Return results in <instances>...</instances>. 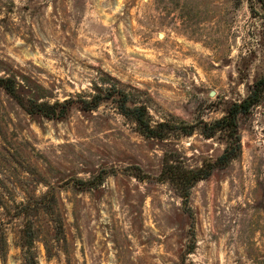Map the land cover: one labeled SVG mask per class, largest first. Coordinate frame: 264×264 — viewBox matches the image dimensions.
Returning <instances> with one entry per match:
<instances>
[{
    "label": "rangeland",
    "instance_id": "374dc122",
    "mask_svg": "<svg viewBox=\"0 0 264 264\" xmlns=\"http://www.w3.org/2000/svg\"><path fill=\"white\" fill-rule=\"evenodd\" d=\"M263 75L264 0H0V76L24 103L114 85L172 126L145 136L113 98L50 118L0 86V264H264V92L186 199L160 177L215 160L228 137L199 120Z\"/></svg>",
    "mask_w": 264,
    "mask_h": 264
},
{
    "label": "trees",
    "instance_id": "16d2710c",
    "mask_svg": "<svg viewBox=\"0 0 264 264\" xmlns=\"http://www.w3.org/2000/svg\"><path fill=\"white\" fill-rule=\"evenodd\" d=\"M0 86L6 92L17 99L24 105L29 113H40L50 118H63L72 107L76 104L80 109L90 110L104 100L113 98L117 101V108L119 111L130 117L137 125L138 130L148 137L163 138L165 133L172 129V126L167 121H159L155 124H150L146 110L142 105H128L127 94L122 89L116 88L114 85L104 89L95 86L94 93L83 97L78 95L76 97L69 96L63 100H55L52 103L47 101H38L29 99L24 103L21 96L17 93L16 83L10 77L0 76ZM264 92V75L255 79L249 86L246 95L239 101L232 102L225 113L219 118L211 122L199 120L198 126L200 132L205 137L214 136L216 132L223 131L228 137V142L223 150L213 161H203L200 166L187 167L180 163L169 164V159L164 160V164L160 170L161 179L166 177L180 189L181 196L185 199L188 196L189 188L199 179L206 178L211 174L215 167H222L226 165L231 159L236 157L240 151V137L237 131V115L247 112L252 105L262 98ZM195 127V124H186L181 128L184 134H190Z\"/></svg>",
    "mask_w": 264,
    "mask_h": 264
},
{
    "label": "water",
    "instance_id": "95a60500",
    "mask_svg": "<svg viewBox=\"0 0 264 264\" xmlns=\"http://www.w3.org/2000/svg\"><path fill=\"white\" fill-rule=\"evenodd\" d=\"M212 93V92H211Z\"/></svg>",
    "mask_w": 264,
    "mask_h": 264
}]
</instances>
